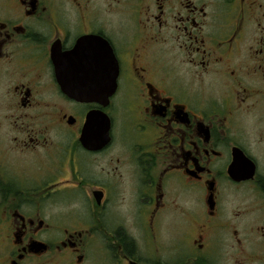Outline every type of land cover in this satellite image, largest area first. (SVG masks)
<instances>
[{
	"label": "flooded vegetation",
	"instance_id": "flooded-vegetation-1",
	"mask_svg": "<svg viewBox=\"0 0 264 264\" xmlns=\"http://www.w3.org/2000/svg\"><path fill=\"white\" fill-rule=\"evenodd\" d=\"M263 248L264 0H0V264Z\"/></svg>",
	"mask_w": 264,
	"mask_h": 264
},
{
	"label": "water",
	"instance_id": "water-1",
	"mask_svg": "<svg viewBox=\"0 0 264 264\" xmlns=\"http://www.w3.org/2000/svg\"><path fill=\"white\" fill-rule=\"evenodd\" d=\"M65 91H67L70 95H72L73 97L79 99V100H82L83 99V96L84 94L79 91V89L77 88H68L66 87L65 88ZM96 113H101L100 111H93L91 113V115L88 116V120H87V124L85 126V130L84 132H87L88 130H96V129H102L104 130V137L106 139L109 138V130H110V120H109V117L108 116H99V115H96ZM104 114V113H102ZM83 139H84V136H83Z\"/></svg>",
	"mask_w": 264,
	"mask_h": 264
},
{
	"label": "rangeland",
	"instance_id": "rangeland-1",
	"mask_svg": "<svg viewBox=\"0 0 264 264\" xmlns=\"http://www.w3.org/2000/svg\"><path fill=\"white\" fill-rule=\"evenodd\" d=\"M243 190H245V189L235 190V189H233L231 187H227L224 190V193L223 194H225L226 203L229 204V207H227V208L230 211L233 210L234 208H236L237 206H239L240 205L239 203L244 204L243 198L245 199V197L248 196V193H246L245 191L243 193L242 192ZM260 251H262V250H260ZM251 252H255L256 255L259 256V254L257 253V251L255 249H252ZM223 256L226 257L227 255H223ZM225 257L223 258V260L225 259ZM221 264H228V263H226L224 261H221Z\"/></svg>",
	"mask_w": 264,
	"mask_h": 264
}]
</instances>
